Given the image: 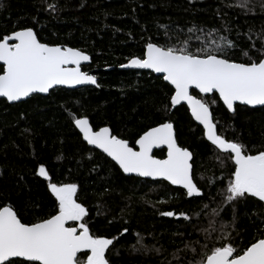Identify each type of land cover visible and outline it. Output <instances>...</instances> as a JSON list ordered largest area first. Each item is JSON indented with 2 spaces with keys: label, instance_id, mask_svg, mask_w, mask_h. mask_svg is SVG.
Listing matches in <instances>:
<instances>
[{
  "label": "trees",
  "instance_id": "obj_1",
  "mask_svg": "<svg viewBox=\"0 0 264 264\" xmlns=\"http://www.w3.org/2000/svg\"><path fill=\"white\" fill-rule=\"evenodd\" d=\"M53 3L58 5L57 11H48ZM232 3L234 0H0V37L33 27L41 42L79 48L90 56L82 71L94 74L100 85L55 89L45 97L34 95L13 105L0 99V204L18 208L24 222L50 212L54 198L47 181L35 175L43 163L52 182L78 184V202L89 209L86 220L94 234L112 238L123 228L129 229L106 253L110 264H176L174 255L186 264L191 253L177 250L184 248L185 241L197 240L198 231L192 225H205L194 214L220 186L211 187L208 178L223 176L226 181L228 169L214 158L217 150L185 106L177 105L167 113L161 110L170 87L161 77L119 68L132 56H142L149 40L178 44L177 37L184 39L193 25L221 29L219 35L236 43L230 55L237 61L246 59L243 50L258 56L256 48L261 46L260 34L264 33V0H251V12L228 7ZM191 43L198 46L194 37ZM193 95L202 96L194 91ZM205 99L219 133L244 143L253 154L264 147V107L237 105L230 113L221 102L211 103L213 95ZM73 114H87L94 130L109 127L133 147L147 127L170 118L178 143L194 153L196 181L204 199L188 198L184 190L166 182L125 177L107 157L83 144L70 123ZM82 144L87 151H82ZM153 155L163 159L165 151ZM169 210L188 213L192 221L160 215ZM222 215L224 221H231V207ZM260 217H264V204L250 200L238 205L239 223L233 233H238L237 247L247 246L257 236V229H264ZM136 233L148 251L132 250ZM178 233L184 234L183 238ZM208 243L211 246V241ZM153 248L163 251L157 253Z\"/></svg>",
  "mask_w": 264,
  "mask_h": 264
},
{
  "label": "snow or ice",
  "instance_id": "obj_2",
  "mask_svg": "<svg viewBox=\"0 0 264 264\" xmlns=\"http://www.w3.org/2000/svg\"><path fill=\"white\" fill-rule=\"evenodd\" d=\"M228 7L252 11L251 0H234ZM57 9L54 3L47 8L51 12ZM223 30L229 31L227 27ZM220 31L193 25L184 39L177 37L178 44L149 40L142 56H132L120 67L162 74L170 87L164 94L166 103L161 110L167 113L186 102L192 117L203 126L204 137L217 150L214 158L222 168L228 169L226 181L223 176L218 180L208 178L211 187L220 186L215 196L209 193V202L203 203L194 214L205 225H192L198 231L197 240L185 241L184 248L177 250L186 255L191 253L186 264H264V229L258 228L257 236L243 248L235 244L238 233L233 235L239 223L238 205L250 200L264 204V147L253 154L244 143L219 133L210 103L205 99L207 94H213L211 103L222 102L229 112L235 111L237 102L264 106V33L260 34L261 46L256 48L258 56L243 50L246 59L237 61L230 55L236 43L227 35H219ZM193 37L198 46L191 43ZM89 60L90 56L79 48L41 42L33 27L14 30L0 37V97L15 102L34 93L47 94L57 86L99 87L95 75L81 70V62ZM193 90L203 95H193ZM70 123L78 130L83 144L101 150L124 174L151 178L157 183L168 182L180 186L188 198L204 199L205 194L196 181L194 153L178 143L170 118L147 127L135 139L136 147L114 135L109 127L94 130L87 114L71 115ZM83 144L82 151H87ZM161 146L167 148L166 158L157 159L152 150ZM228 161L232 162L231 167ZM35 175L47 181V189L54 198L51 211L24 222L18 208L10 203L0 204V264H110L106 253L114 247V240L118 241L129 229L123 228L112 238L94 234L86 220L89 209L78 202V184L52 182L43 163L35 169ZM229 207L232 220L224 221L222 213ZM160 215L192 221V216L183 211H163ZM260 222L264 224V217H260ZM135 235L137 240L132 250L148 251L140 234ZM178 235L183 238L184 234ZM151 250L163 251L162 248ZM173 259L181 264L180 256L174 255Z\"/></svg>",
  "mask_w": 264,
  "mask_h": 264
},
{
  "label": "water",
  "instance_id": "obj_3",
  "mask_svg": "<svg viewBox=\"0 0 264 264\" xmlns=\"http://www.w3.org/2000/svg\"><path fill=\"white\" fill-rule=\"evenodd\" d=\"M89 63H90V60L89 61H82L81 62V70H82V67H85V66H87V65H89ZM120 70H134V71H144V72H150L151 74H153L154 76H156V77H161L162 78V74H159V73H154V72H151V70H148V69H136V68H119ZM90 74V73H89ZM91 75H94V74H91ZM163 79V78H162ZM166 83V82H165ZM167 84V83H166ZM86 87H92V88H97L95 85H87V84H85V85H77V86H57V87H55V88H53V89H50L49 90V93L52 91V90H55V89H67V90H76V89H81V88H86ZM194 92H196L197 94H199L198 93V90H193ZM49 93H47V94H45V93H34V94H32V96H34V95H38V96H43V97H45V96H47ZM199 95H203V94H199ZM211 95H213V94H207V96H211ZM31 97V96H30ZM30 97H26V98H23L21 101H15V102H8L7 100H6V98H3V97H0V99L1 100H4V101H6L8 104H10V105H13V104H17V103H20V102H25L26 100H28ZM222 103V102H221ZM223 104V103H222ZM182 106H185L186 107V109L188 110V113H189V115H190V117L192 118V120L194 121V123L197 125V126H199L200 128H202V130H203V126L202 125H200L199 124V122L198 121H196L195 119H194V117H192V115H191V111H190V109H188V106H187V104H186V102H182V104H181ZM237 105H239V106H244V107H247V108H251V109H257V108H262V107H264V106H247V105H241L239 102H237L236 103V105L235 106H237ZM224 106V105H223ZM225 107V106H224ZM226 108V107H225ZM227 109V108H226ZM228 111V110H227ZM229 112V111H228ZM231 113V112H230ZM77 130V129H76ZM77 132H78V130H77ZM207 140V139H206ZM209 142V141H208ZM210 143V142H209ZM88 146V145H87ZM88 147H90V148H93V149H95L93 146H88ZM134 147H136L135 145H134ZM95 150H97L98 152H100L101 154H103L105 157H106V154H104V153H102L101 152V150H99V149H95ZM161 150H164L165 151V157L164 158H166V153H167V148H166V146H161V147H159V148H153V150H152V154H154V152L155 151H161ZM108 158V157H107ZM157 158V157H156ZM110 161H111V159L110 158H108ZM157 159H159V158H157ZM113 164H115V162L114 161H111ZM118 169H119V167H118V165H115ZM120 170V169H119ZM121 171V170H120ZM121 173L125 176V177H133V178H139V179H142V180H147V181H153V180H151V178H141V177H137L135 174H124L122 171H121ZM167 184H168V182H166ZM170 185V184H169ZM170 186H172L173 188H178V189H182L180 186H177V185H170ZM183 190V189H182ZM71 223V222H70Z\"/></svg>",
  "mask_w": 264,
  "mask_h": 264
}]
</instances>
